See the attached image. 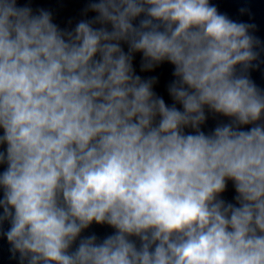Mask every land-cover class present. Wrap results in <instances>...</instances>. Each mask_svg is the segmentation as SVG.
Masks as SVG:
<instances>
[{"label": "clouds", "instance_id": "1", "mask_svg": "<svg viewBox=\"0 0 264 264\" xmlns=\"http://www.w3.org/2000/svg\"><path fill=\"white\" fill-rule=\"evenodd\" d=\"M87 10L98 15L61 31L48 11L0 0V228L10 224L13 256L264 264V93L236 70L259 57L255 26L209 0H93ZM134 53L142 71L174 66L171 106L156 77L135 74ZM206 107L231 123L206 135ZM227 180L239 207L218 198ZM93 222L116 231L70 251Z\"/></svg>", "mask_w": 264, "mask_h": 264}, {"label": "water", "instance_id": "2", "mask_svg": "<svg viewBox=\"0 0 264 264\" xmlns=\"http://www.w3.org/2000/svg\"><path fill=\"white\" fill-rule=\"evenodd\" d=\"M93 2V0H18V5L28 6L33 10V14H39L42 9L51 13L52 22L57 25L61 31H74L76 25L81 21H92L98 13L93 12L88 9V5ZM210 5L217 8L219 14L227 16L230 20L237 23H245L254 25V28L249 29V34L254 36L260 41L259 45L254 46V51L259 53V57L252 64L251 67L245 73H241V66L237 65V74L247 75L255 85L264 93V0H209ZM243 10V11H242ZM144 18L141 14L140 17L133 21L134 26L139 25V21ZM94 28L105 27L109 31L112 30L110 23L99 24L94 23L92 25ZM121 47L127 53L128 44L121 41ZM133 68L135 74L140 75L142 79H148L150 77H156L157 81L153 85L154 92L162 97L166 104L171 106L174 101L169 95L167 89L169 84L175 79L172 75L174 66L167 61L161 62L152 70H141L142 53H134ZM176 107L182 110V106L176 103ZM206 121L200 126V130L206 135H211L215 127L231 123V117H226L223 114L213 113L205 108ZM257 124H264V116H262ZM252 126L241 125L239 130H249ZM186 134H195V130L191 128H185ZM3 134V130L0 129V135ZM6 145H0V151H3ZM6 164H0V173H2ZM238 193L235 191L234 182L231 180L226 181V188L224 192L220 193L218 198L225 201V203H231L234 206L239 207L238 201L235 197ZM3 196V190L0 188V198ZM2 212V209H0ZM10 224L5 222L0 228V264H21L19 253L13 256L10 251L11 245L3 235L4 232L8 230ZM116 229L108 224H97L93 222L87 229L83 230L81 236L77 238L74 242L70 251H74L78 246L79 240L83 237L95 235L97 237V243H101L105 238L114 234ZM130 240L134 241L137 247L140 246V240L138 237H129ZM23 264H27L24 261Z\"/></svg>", "mask_w": 264, "mask_h": 264}]
</instances>
